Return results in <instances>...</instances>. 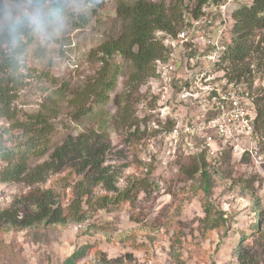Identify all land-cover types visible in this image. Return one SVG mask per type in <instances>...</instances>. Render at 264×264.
I'll list each match as a JSON object with an SVG mask.
<instances>
[{
  "label": "rangeland",
  "instance_id": "374dc122",
  "mask_svg": "<svg viewBox=\"0 0 264 264\" xmlns=\"http://www.w3.org/2000/svg\"><path fill=\"white\" fill-rule=\"evenodd\" d=\"M136 1L0 0V27L18 17L28 18L32 26L14 44L20 48L17 70L0 71V84H8L14 96L12 107L33 113L48 99L55 125L52 144L91 130L104 134L110 141L105 161L115 186L124 190L132 183L144 185L140 190L134 187L131 199L109 209L88 210L82 222L48 225L31 223L36 208L28 193L35 187L62 190V179L72 182L76 177L71 169L50 171L34 185L0 180V264H64L86 243L94 245L100 264H264V121L255 123L252 118L251 128L229 122L223 130L213 108L199 102L204 93L190 94L182 83L200 65H208L203 58L200 64L190 59L191 53L203 50L216 37L218 29L210 26H220L225 18L219 11V5L227 7L224 1H210L218 4L216 10L205 3L200 16L184 10L183 26L176 35L156 31L168 49L164 58L155 61L153 74L136 87L132 126L118 120L119 101L133 70L120 56L113 58L114 63H122L116 87L103 102L76 117L75 93L101 67L98 48L121 29L118 7ZM233 1L229 10L250 3ZM197 2L185 4L193 9ZM206 15L213 20L209 25ZM228 25L223 31L227 44L232 40ZM170 37L175 48L169 44ZM251 40L253 50L246 60L251 75L232 82L227 68L231 64L221 62L217 69L211 68V80L203 84L219 81L227 83L225 90L249 93L257 111L259 104L264 105V29ZM241 100L248 103L246 97ZM256 111H250L249 117ZM9 125L10 120L0 116V143L8 146L19 133L5 131ZM176 128L179 135L174 133ZM201 154L214 179L209 199L225 219L219 228H212L205 218L200 173L187 172ZM70 189L63 196L65 202L72 196ZM96 191L102 192V186ZM257 213L262 231L255 229ZM90 256L79 264H89Z\"/></svg>",
  "mask_w": 264,
  "mask_h": 264
},
{
  "label": "trees",
  "instance_id": "16d2710c",
  "mask_svg": "<svg viewBox=\"0 0 264 264\" xmlns=\"http://www.w3.org/2000/svg\"><path fill=\"white\" fill-rule=\"evenodd\" d=\"M210 1L212 0H198L193 9L185 4L186 0H138L133 5L118 7L121 29L116 36L98 48L97 60L101 67L84 83L83 89L75 93L76 117L86 114L92 106L103 102L109 96V92L116 87L122 63H114L113 58L120 56L133 70L119 101L118 120L122 124L128 123L132 126L135 118L133 94L136 87L153 74L155 61L164 58L168 49L157 38L156 31L176 35L183 26L184 10L199 16L203 5ZM239 4L232 10V40L222 61L231 64L230 69L227 66L230 74L225 71L226 76L236 83L243 77L246 78L248 74L251 75V69L246 64L247 57L253 50L251 39L264 29V0H250V3ZM28 21L26 17L13 18L8 24L0 27V71L17 70L16 56L20 48L14 44L20 42L22 35L28 34L32 27L28 25ZM4 43L7 45L6 48H3ZM194 55L195 53H191V56ZM231 72H234L233 75ZM50 81L52 84L57 83L54 79ZM13 100L14 96L8 84H0V116L10 120L9 128L5 131L12 134L19 131L12 145L0 143V180L4 182L24 180L29 185H34L45 180L46 174L50 171L59 172L65 168L71 169L76 175L72 182H65L66 178L62 179L64 183L60 192L55 187H35L29 191L28 198L36 208L30 216L31 223L45 221L50 225L69 221L82 222L88 210L109 209L112 204L131 199L134 196L131 194L135 190L134 187L137 190L144 188L142 181L138 184L132 183L124 190H119L115 186V177L105 161L110 141L108 137L106 140L104 134L91 130L86 134L70 135L61 142L52 144L55 125L51 122L53 115L50 106L47 105L49 100L44 102L41 110L33 113H20L16 107H12ZM259 121H264V105L261 107L260 104L255 123ZM194 163L193 168L187 172L200 173L207 202L204 205L205 218L213 223L212 228H219L224 225L225 219L223 212L216 210L209 199L214 182L212 173L202 154L198 162L194 159ZM100 185L103 191L97 192L96 189ZM68 188H71L72 196L65 202L62 199ZM112 191L115 193L111 194ZM262 228L260 213H257L255 229L262 231ZM89 253L91 254L89 264H100V256L92 243L77 247L64 259V264H79Z\"/></svg>",
  "mask_w": 264,
  "mask_h": 264
},
{
  "label": "built area",
  "instance_id": "2783aa9c",
  "mask_svg": "<svg viewBox=\"0 0 264 264\" xmlns=\"http://www.w3.org/2000/svg\"><path fill=\"white\" fill-rule=\"evenodd\" d=\"M225 2L227 7L234 2L233 0H222ZM223 2V3H224ZM209 10H213L217 8L218 4L214 5L213 3L207 4ZM222 5H219V8H221L220 11V18L222 15L225 16L222 20H220L221 25L215 24V26H210L211 30H217L216 37L212 41H208L206 43V48L203 50L197 51L195 50L193 53H195V57H191L190 59H193L195 62H198V60L204 59L205 62H208V65H200V70L194 73L193 77H190L189 80L183 81V87L187 92L191 94V92H197L200 91L204 94H200L199 96L201 99H199V102L201 104L207 105L209 110L213 108L216 115H218V119L221 121L220 127L224 129H227L228 123L233 122L238 125H245L246 128H251V120L252 118H256L257 111L256 105L253 101L248 100L249 93H243V91H240L237 93L236 91L232 90H225L224 87H226L227 83L223 82H214L213 84H209L207 87H204L206 81H210L211 79V68H216L217 66L223 61V57L225 53L228 50V44L225 41V37L223 34V31L229 28L233 25V17H232V10H229L227 7H223ZM206 10L205 8H202V11ZM230 11V15L227 16L226 11ZM203 13V12H202ZM201 13V14H202ZM200 14V15H201ZM199 15V16H200ZM205 16V20L207 22V25L212 23V19L207 18ZM214 27V29H212ZM185 32L180 34V37H184ZM219 36V37H218ZM218 37V38H217ZM171 46L173 48L176 47V44L174 42V39L170 37ZM164 44V43H163ZM199 63V62H198ZM200 64V63H199ZM160 70V69H159ZM220 80V79H219ZM241 94V96H240ZM194 97V96H192ZM246 97L248 100V103H245V101H242L241 98ZM256 111V116H251L250 111ZM236 127V125H234ZM174 133L176 135H179V129H174Z\"/></svg>",
  "mask_w": 264,
  "mask_h": 264
}]
</instances>
